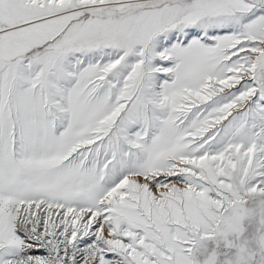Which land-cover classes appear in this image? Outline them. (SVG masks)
<instances>
[{
    "label": "snow or ice",
    "instance_id": "snow-or-ice-1",
    "mask_svg": "<svg viewBox=\"0 0 264 264\" xmlns=\"http://www.w3.org/2000/svg\"><path fill=\"white\" fill-rule=\"evenodd\" d=\"M0 264H264V0H0Z\"/></svg>",
    "mask_w": 264,
    "mask_h": 264
}]
</instances>
